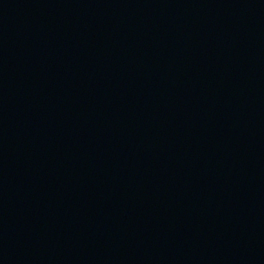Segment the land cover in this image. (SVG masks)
<instances>
[{"label": "water", "instance_id": "95a60500", "mask_svg": "<svg viewBox=\"0 0 264 264\" xmlns=\"http://www.w3.org/2000/svg\"><path fill=\"white\" fill-rule=\"evenodd\" d=\"M0 264H264V0H0Z\"/></svg>", "mask_w": 264, "mask_h": 264}]
</instances>
